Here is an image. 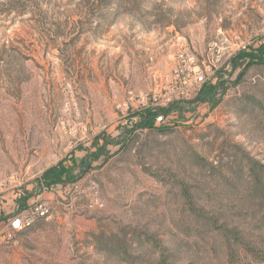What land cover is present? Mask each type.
I'll return each instance as SVG.
<instances>
[{
    "label": "rangeland",
    "instance_id": "obj_1",
    "mask_svg": "<svg viewBox=\"0 0 264 264\" xmlns=\"http://www.w3.org/2000/svg\"><path fill=\"white\" fill-rule=\"evenodd\" d=\"M241 50L264 61V0H0V197L35 202L61 163L81 187L23 231L0 212V264L261 260L264 205L225 168L236 144L264 161V64L236 84Z\"/></svg>",
    "mask_w": 264,
    "mask_h": 264
},
{
    "label": "trees",
    "instance_id": "obj_2",
    "mask_svg": "<svg viewBox=\"0 0 264 264\" xmlns=\"http://www.w3.org/2000/svg\"><path fill=\"white\" fill-rule=\"evenodd\" d=\"M237 55L233 57L231 61L233 62V69L236 70L241 68L235 81L236 84H240L250 67H252L254 64H264V61H262V59L261 61L258 60L253 54L248 53L246 50L239 51ZM248 57H250V60L244 61L248 59ZM224 85L225 81L219 80L218 82H209L205 86L203 92L197 96L196 100L200 102H211L213 105H217L220 102L218 95L221 94L224 97L225 92L222 91L225 88ZM223 97L221 99H223ZM258 103V100L254 99V104ZM181 109L182 106H180V102L174 101L166 107L159 108V111L148 110L142 114V118L138 127H152V124L155 123V119L159 115L167 116L172 112L179 111ZM234 147L236 148L234 151V160L236 161L235 164L237 166L233 167V164L226 166V175H231L232 178L229 180L232 181V184L233 182L242 183L245 186V192L248 193L250 198L253 200H260L264 205V161L255 157L250 151L243 149L240 145L236 144ZM231 149H233L232 146ZM221 161L222 160H218L216 164L211 163V165L217 168V165L222 163ZM66 171L67 170L64 169L63 163L53 166L43 173L42 181L47 185L64 182L62 175ZM186 194L188 197V193ZM23 200L27 201L28 196ZM161 255L162 256L158 258L156 264H169L167 256L164 253ZM259 259L261 260H257V263L249 262L242 264H264V255Z\"/></svg>",
    "mask_w": 264,
    "mask_h": 264
},
{
    "label": "built area",
    "instance_id": "obj_3",
    "mask_svg": "<svg viewBox=\"0 0 264 264\" xmlns=\"http://www.w3.org/2000/svg\"><path fill=\"white\" fill-rule=\"evenodd\" d=\"M191 63H194V58L191 56ZM176 78H180L183 74L184 70L181 69L180 66H176L174 68ZM204 77L202 75H197L194 78L195 83L203 82ZM186 83V79L184 80ZM192 82V81H191ZM192 84V83H191ZM41 192H51L53 194L57 193L60 199H64L65 194H68V191H72L73 195L75 193L81 192L80 184L72 183L65 187L62 184L56 183L52 185H47L45 182H41ZM91 192V203L90 206L92 207H102L104 203L102 202L99 196V190L96 184H93L90 187ZM53 200L55 198H41L36 200L35 202L29 204L27 207L19 211H13L10 213L9 217V225L12 230L14 231H23L35 225L37 222L43 219H49L53 216ZM6 208L5 199L0 197V212H4Z\"/></svg>",
    "mask_w": 264,
    "mask_h": 264
},
{
    "label": "crops",
    "instance_id": "obj_4",
    "mask_svg": "<svg viewBox=\"0 0 264 264\" xmlns=\"http://www.w3.org/2000/svg\"><path fill=\"white\" fill-rule=\"evenodd\" d=\"M26 189H29V188L27 187ZM25 197H27V194L24 193L21 189L10 192L3 197L5 199V203H6V208H5V211L3 212V215L5 216L6 220L9 219L11 212L19 211V210L23 209L24 207H27L29 204L32 203V200L30 201V199H29V201L23 200ZM36 198L37 199L54 198V196L52 195L51 192H42V193L38 194Z\"/></svg>",
    "mask_w": 264,
    "mask_h": 264
}]
</instances>
